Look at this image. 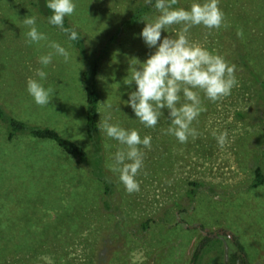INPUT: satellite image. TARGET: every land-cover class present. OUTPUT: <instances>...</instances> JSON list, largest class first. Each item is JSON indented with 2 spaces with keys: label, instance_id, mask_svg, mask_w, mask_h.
<instances>
[{
  "label": "rangeland",
  "instance_id": "1",
  "mask_svg": "<svg viewBox=\"0 0 264 264\" xmlns=\"http://www.w3.org/2000/svg\"><path fill=\"white\" fill-rule=\"evenodd\" d=\"M30 1L0 0V105L30 125L57 129L89 155L80 162L53 142L26 134L10 140L9 124L0 121V264H193V253L205 238L210 241L195 264H246L235 237L247 247L246 261L264 264V185L252 186L255 168L264 171V107L254 89L241 84L245 68L240 60L235 63L238 86L220 101L206 99V111L192 125L199 135L180 143L165 131L170 127L167 109L162 110L161 124L146 133L125 103L136 90L135 82L124 83L130 76L129 60L136 57L143 63L155 51L144 43L138 25L108 42L128 17L131 0H74L77 7L69 25L84 37L77 47ZM231 3L219 29L194 26L189 39L221 54L218 35L235 26L245 33V50L259 59L251 63L264 67V0ZM28 15L37 16L38 30L48 41L69 51L67 63L62 56H53L47 67L39 63L52 50L48 41L26 42L29 29L23 20ZM173 26L172 32H162V39L176 36L180 26ZM234 48L225 49L226 56L231 58ZM101 52L106 55L100 88L106 104L112 105L105 115L110 111L111 123L136 129L141 138L152 137L151 148H142L140 191L131 194L119 173L106 167L123 146L104 133L96 143L86 130L82 74ZM41 68L48 74L45 87L56 93L43 107L27 91V80L39 79L35 73ZM239 110L247 111L245 122L236 120ZM225 130L227 143L221 147L213 132ZM192 181L199 185L190 197ZM14 217L21 225L10 231L13 239L5 228Z\"/></svg>",
  "mask_w": 264,
  "mask_h": 264
},
{
  "label": "clouds",
  "instance_id": "2",
  "mask_svg": "<svg viewBox=\"0 0 264 264\" xmlns=\"http://www.w3.org/2000/svg\"><path fill=\"white\" fill-rule=\"evenodd\" d=\"M148 5L153 0H145ZM178 0H155L154 8L159 13L154 17H144L145 27L139 34L144 43L155 51L143 63L136 57L129 60L128 75L124 83L131 86L135 82L136 90L129 93L125 101L135 113L136 118L147 128H155L159 119L164 116L163 109L168 110L170 127L165 131L173 135L180 143H186L189 137L197 138V129L193 122L206 111L201 93L211 102H217L231 95L238 86L236 65L221 55L210 52L197 42L189 39L190 30L194 26L203 25L208 29H219L225 20V14L219 7L220 0H204L194 2L190 8L174 7ZM46 7L52 11L48 18L51 25L57 26L69 35V40L80 39L75 28L64 27V18L71 16L77 5L74 0H48ZM23 24L28 27L27 43L39 44L48 41L45 33L38 30L37 16H25ZM173 25H179L175 37L169 35L162 39V31ZM49 51L39 57L44 67L50 65L53 56H62L64 62L70 59L69 51L56 41H48ZM36 78L27 80V91L39 106H47L56 95L52 86L45 87L47 73L37 69ZM183 96L184 102L181 103ZM111 109V104H106ZM109 111L99 120V130L108 138L119 142V148L106 164L111 171L119 173V179L131 194L140 191L137 177L144 167V151L151 148L152 137L141 135L136 129H125L119 123H111ZM79 121V120H78ZM218 144L223 147L227 143L228 132L225 130L217 135L213 132ZM109 147V145H106Z\"/></svg>",
  "mask_w": 264,
  "mask_h": 264
},
{
  "label": "trees",
  "instance_id": "3",
  "mask_svg": "<svg viewBox=\"0 0 264 264\" xmlns=\"http://www.w3.org/2000/svg\"><path fill=\"white\" fill-rule=\"evenodd\" d=\"M231 1L232 0H223V2L221 1V3L219 4V7L222 10L224 9L225 15H228L229 13L227 9L232 4ZM30 2L32 3L31 5L37 9L36 12L39 15H43L44 17H46L45 19L48 20V18L52 15V11L46 7L48 0H31ZM194 2L202 3L200 0H178L177 5H174V7H177V8L183 7V8L188 9L190 8L191 4ZM154 3H155V0H153L152 5L146 4L145 0H131L130 13L128 17L123 21L121 25L115 28L114 33L109 38L108 42L112 43L113 41H116V38L118 36H120L125 31H130V29L133 28L134 25H138L137 32L140 34L142 29L145 27V22L142 21V19L144 17H154L159 14L154 8ZM70 20H71L70 16H66L64 18L65 28L72 29V26L69 25V24H72ZM55 27L62 35H64L69 40L68 34L61 31L59 27L57 26ZM200 27H202V25ZM174 28H175L174 26H171L169 28V31L172 32ZM162 32H166V31H162ZM221 32L222 33L218 35V38H220L222 42L221 45L223 46L224 51H222L221 54L219 55L223 56L229 62V64L235 65L238 59L240 60V64H242L245 68L244 70L245 78L243 79L244 83H241V84L244 85L245 87L253 88L254 92L256 93V96L258 95L256 98L257 102L261 103L264 107V67L261 65L260 62L257 63V61H254L253 63H251L254 58L258 59V57L254 55L253 51L247 52L245 50L246 48L245 38L246 37L243 36V34L245 33H241V31H239V29H237L235 26L233 27L229 26L228 29H224V30L221 29ZM77 33L80 39H77L75 41L69 40L75 47L81 46V41H82L81 38H84L80 32H77ZM213 37H216V36H213ZM233 44L235 46L234 51H233L234 54L231 53L233 58L232 57L229 58V56H226L228 53L225 52V49H228V47H230ZM212 48L213 46L209 47V49H212ZM104 51L105 50H103V52ZM103 52L96 55V57L92 61V64L89 67L87 66L84 69L83 74H82L83 81H84L86 130H87L89 137L94 139L96 143H100L98 139L100 137H103V132L99 130V120L102 119L103 115H105L106 113V99L104 97L105 90H104V87L100 88V82L102 81L101 80V74H102L101 65L106 55ZM201 98L204 104L206 101V98L203 96V93H201ZM246 115H247V111L239 110L237 111V114H236V120L245 122ZM0 121L2 123L7 122L9 124V128L6 129V135L8 139L10 140H13L14 137L17 136V133H18V136L20 134H26L28 138L33 139V140H37V141L49 140L53 142L65 154L76 158L80 162L87 160L89 152L85 150L79 143H77L76 141L70 138H67L55 128H52L50 126L30 125L26 121L20 118L8 115L6 110H4L1 105H0ZM1 122L0 124L2 125ZM160 124L161 123L159 122L156 125V127H158ZM156 127L154 129H156ZM141 129L146 133H149V131L151 130L150 128H147L144 125L141 126ZM253 175H254V183L252 184V186L255 188L263 186L264 185L263 168L260 166H257L255 168V171L253 172ZM190 184L192 188L188 189L187 194L188 196L193 197L197 194V189L194 188L193 186L194 185L198 186L199 183L197 181H192L190 182ZM6 221L7 220H4L5 223ZM20 225H21L20 221H17V218L15 217L13 218V222L9 220L8 228H5V231H8V236H9L8 238L11 237L14 239V235L12 236L10 231L12 230V228H17ZM147 226H148V222L144 224V227H147ZM0 233H2V231ZM235 238H236L235 244L238 246L240 251L244 253L245 263L250 264L249 261H246V259L249 258L246 245L244 244V242H242L243 240L241 238H238V237H235ZM209 241H210L209 238H205L199 243V245L196 247L193 253V256L191 258V263L195 264L197 262L201 254V251L209 243ZM41 245L42 244H36V246H39V247ZM27 247H31V245L27 244Z\"/></svg>",
  "mask_w": 264,
  "mask_h": 264
}]
</instances>
